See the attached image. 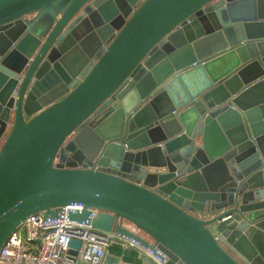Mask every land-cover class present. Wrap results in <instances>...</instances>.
Wrapping results in <instances>:
<instances>
[{
	"label": "water",
	"instance_id": "95a60500",
	"mask_svg": "<svg viewBox=\"0 0 264 264\" xmlns=\"http://www.w3.org/2000/svg\"><path fill=\"white\" fill-rule=\"evenodd\" d=\"M72 202L164 264H264V0H0V249Z\"/></svg>",
	"mask_w": 264,
	"mask_h": 264
},
{
	"label": "built area",
	"instance_id": "2783aa9c",
	"mask_svg": "<svg viewBox=\"0 0 264 264\" xmlns=\"http://www.w3.org/2000/svg\"><path fill=\"white\" fill-rule=\"evenodd\" d=\"M82 207L81 203L72 202L57 209L54 216H43L41 212L27 216L2 245L0 264H100L115 241L140 248L150 264H164L166 257L160 250L153 252L113 232L92 228L89 220L96 216V210L90 211L87 221L68 218L69 213ZM71 240H78L79 246L71 247ZM70 250L76 252L73 257Z\"/></svg>",
	"mask_w": 264,
	"mask_h": 264
},
{
	"label": "crops",
	"instance_id": "0c3cea01",
	"mask_svg": "<svg viewBox=\"0 0 264 264\" xmlns=\"http://www.w3.org/2000/svg\"><path fill=\"white\" fill-rule=\"evenodd\" d=\"M106 256H118L126 264H150L149 257L143 250L135 246L121 245L118 241L108 247L104 257Z\"/></svg>",
	"mask_w": 264,
	"mask_h": 264
},
{
	"label": "flooded vegetation",
	"instance_id": "af4514ba",
	"mask_svg": "<svg viewBox=\"0 0 264 264\" xmlns=\"http://www.w3.org/2000/svg\"><path fill=\"white\" fill-rule=\"evenodd\" d=\"M89 4V3H88ZM88 4H86V5H88ZM90 5V4H89ZM82 12V11H81Z\"/></svg>",
	"mask_w": 264,
	"mask_h": 264
}]
</instances>
